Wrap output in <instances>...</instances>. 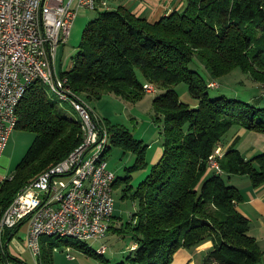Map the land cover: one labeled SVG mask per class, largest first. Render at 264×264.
<instances>
[{"label": "trees", "instance_id": "trees-1", "mask_svg": "<svg viewBox=\"0 0 264 264\" xmlns=\"http://www.w3.org/2000/svg\"><path fill=\"white\" fill-rule=\"evenodd\" d=\"M200 64L211 80L202 76ZM235 68L264 85V0H186L182 10L155 21L124 4L99 9L83 29L72 66L60 72L71 91L89 104L105 93L138 101L147 93V82L162 90L152 105L154 120L163 125V153L136 183L130 171L146 168L148 144L124 124L102 119L110 132L108 151L117 146L135 154L126 175H116L113 184H124L122 197L131 198L135 208L130 220L120 225L112 221L109 229L132 233V264H170L178 248L208 239L213 246L202 264L261 263L264 250L237 207L243 194L225 174H247L253 185L263 183L264 151L246 158L236 139L224 145L234 126L264 133L262 96L247 101L209 92ZM181 82L188 84L195 106L179 97L176 85ZM17 114L16 129L35 136L13 173L0 181V220L27 183L66 158L82 140L79 118L58 111L40 80L28 86ZM219 144L225 150L220 174L207 163ZM21 225L3 230L0 264L25 262L9 247ZM68 237L42 236L43 245L49 244L41 246L42 264H53L55 239L104 260L88 242Z\"/></svg>", "mask_w": 264, "mask_h": 264}, {"label": "built area", "instance_id": "built-area-1", "mask_svg": "<svg viewBox=\"0 0 264 264\" xmlns=\"http://www.w3.org/2000/svg\"><path fill=\"white\" fill-rule=\"evenodd\" d=\"M97 6L98 0H0V159L16 129L17 107L36 80L49 82L71 104L82 129L80 144L27 183L0 220V236L7 227L27 224L26 243L35 256L42 253L43 235L73 236L86 242L104 238L115 214L116 173L107 159L109 129L55 67L59 45L68 41L79 10ZM144 88L156 91L150 82ZM224 153L219 144L208 158V167L218 174L223 173ZM106 249L101 243L96 252L104 254ZM67 256L74 258L70 252Z\"/></svg>", "mask_w": 264, "mask_h": 264}, {"label": "rangeland", "instance_id": "rangeland-1", "mask_svg": "<svg viewBox=\"0 0 264 264\" xmlns=\"http://www.w3.org/2000/svg\"><path fill=\"white\" fill-rule=\"evenodd\" d=\"M108 3L100 5L104 8L106 6H112V4L124 3L129 0H107ZM101 4L100 1H98ZM99 7L96 9H80L77 17L74 21L69 39L66 43H60L57 55H56V68L60 72L68 70L77 55V46L82 36L84 25L87 21L92 19L98 12ZM100 8V9H102ZM201 65V64H200ZM202 66V65H201ZM203 67V66H202ZM200 67L199 71L206 80H211L209 73ZM219 86L216 88H209L210 95L215 97L218 95L225 94L229 97H236L247 101H254L256 98L262 96V100L259 105L264 106V85L258 81L252 79L249 73L241 71L239 68L233 69L230 73L217 79ZM43 88L46 90L48 96L52 101L55 102L56 108L61 113L79 118L78 112L71 106L69 102L60 98V96L52 89L49 82L40 81ZM155 86V85H154ZM176 90L182 101L188 102V100H196L189 91L188 84L181 82L176 85ZM162 90L158 89L156 92H147L144 97L138 101H130L122 96H118L114 93H105L101 98L92 99L91 104L101 112L103 117H108L112 123L116 122L119 124H124L132 134L139 139H142L145 144H150L151 149H155L157 146H163V125L160 122L154 120V111L152 100ZM238 129V126H234L228 130L225 137L229 139ZM35 133L27 130L15 129L8 141L3 157L0 159V167L2 170L6 171L11 175L17 165V163L22 159L27 149L31 145L34 139ZM242 145L239 147L243 153H246L248 147L257 146L261 151H264V133L249 130L247 131L244 139L242 140ZM147 151V163L148 165L144 169L132 170L131 174L134 175L133 183L138 182V179L143 177L147 172L150 171L152 163H149L150 152ZM108 154V163L110 169H112L116 175L125 176L128 172L127 167L131 166L135 161V154L133 152L124 151L122 148L117 146H112ZM138 175H141L139 178ZM243 175V174H242ZM247 175V174H246ZM124 184L114 186L113 195L115 198V214L113 217V223L120 225L119 221L126 223L131 218V213L135 208V202L131 198L122 197V188ZM27 229V224H23L21 229L10 242L9 247L13 250L15 242L17 239V244L15 249L17 250L19 256L23 257L31 263H35V258H41L40 256H35L30 248L25 246V242L22 240L24 235L22 233ZM21 232V233H20ZM68 239L74 242H82L73 236H69ZM51 244L53 246L52 256L56 264L61 262H69L66 264H72L70 259L67 257V252L75 255L78 262L82 264H132L128 259L129 255L134 253L131 246L134 243L132 238V233L126 230L124 233H119L113 230H109L107 235L100 240H91L88 243L93 249L100 246L101 243H105L107 249L103 254L102 260L100 257L95 255H90L84 252L80 247L72 244H68L66 241L53 240ZM43 245V241H41ZM48 247L49 244L45 243ZM44 246V245H43ZM44 246L45 248H47ZM70 247V249H68ZM24 248V250H23ZM59 257L61 259L57 258ZM57 258V260H56ZM59 263H58V262ZM42 264V261L39 263Z\"/></svg>", "mask_w": 264, "mask_h": 264}, {"label": "crops", "instance_id": "crops-1", "mask_svg": "<svg viewBox=\"0 0 264 264\" xmlns=\"http://www.w3.org/2000/svg\"><path fill=\"white\" fill-rule=\"evenodd\" d=\"M98 1L101 2V4L99 3V5H98V7H99L98 9L102 8V7H100V5H103L105 2L108 3L107 0H98ZM110 4L112 6H117L118 4H122V3H117V4L110 3ZM123 4L125 6H127L128 8H130L133 12H135L137 14L144 15L145 17H147L151 21H155L170 11L182 10L186 4V0H129L127 2H124ZM112 6L109 5V6H106L104 8H108V7H112ZM87 22L85 23V25L87 24ZM85 25H84V27H85ZM56 66L57 65H56V61H55V67ZM56 70H58V69L56 68ZM188 102L192 106H195L197 104V100H194V99L188 100ZM90 104H91V101H90ZM91 106L98 116H100L102 119L111 121L108 117H103V115L97 109V107L93 106L92 104H91ZM113 123H116V122H113ZM247 131H249V130L246 129L245 127L238 126L237 131L228 139L229 140L228 144H226L224 146L227 147L230 143H232V141L234 139H236V142H237L236 146L240 150L239 147L242 145L241 142L244 139ZM151 148H152V146L150 144H148L147 151H149ZM151 150L152 151L150 152L149 163L154 164L161 157V155L163 153V146L159 145L154 150L153 149H151ZM259 150L260 149L257 146H252V147L250 146L247 148L246 153H243L241 150L240 151L246 158H249V157L255 155L256 153H258ZM109 151H108V154L110 153ZM4 152H5V150H4ZM3 155H4V153H3ZM3 155H2V157H3ZM8 175L9 174L6 171L2 170V168L0 167V181ZM225 175L227 176L226 180L228 183H232V184L238 186V188L241 190V192L243 194V199L241 201L237 202V207L249 219V221H250L249 233L257 239L259 245L264 250V182L261 184H258V185H253L251 178L246 174H243V175L242 174H225ZM140 176L141 175H138L137 178H139ZM141 178H139L138 181ZM112 221H113V219H112ZM118 223H121V221H119ZM23 224H25V223H22V225ZM20 229H21V227H20ZM17 234H19V233H17ZM22 235H24V237H22L23 238L22 240L25 242L24 243L25 246H27V243H26L27 229L25 230L24 233L21 234V236ZM17 239L14 240L15 245L18 243ZM15 245H14V249L12 250L10 248V250L14 255L19 256L17 250L15 249ZM132 246H134V245H132ZM212 246H213V242L210 239H208V240H205V241L201 242L200 244L193 246L192 248H189V249L184 248V247H180L174 252L170 264H202L204 257L206 256L208 251L212 248ZM23 250H24V248H23ZM19 257L22 260H24L26 264H35V263H31V262L27 261L26 259H24L21 256H19ZM57 258H59V257H57ZM57 258H56V260H57ZM68 259H70L71 261H74V262H72V264H82L81 259H80V262H78L75 255H74V258L68 257ZM41 261L42 260L40 258L39 263ZM60 262H61V259H60ZM66 263H69V262H65V263L61 262L60 264H66ZM53 264H56L55 260H53ZM260 264H264V253H263L262 260H261Z\"/></svg>", "mask_w": 264, "mask_h": 264}]
</instances>
